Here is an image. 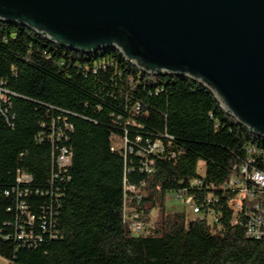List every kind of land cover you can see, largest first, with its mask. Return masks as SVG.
<instances>
[{
  "label": "trees",
  "instance_id": "trees-1",
  "mask_svg": "<svg viewBox=\"0 0 264 264\" xmlns=\"http://www.w3.org/2000/svg\"><path fill=\"white\" fill-rule=\"evenodd\" d=\"M155 142L162 150L149 153ZM56 147L71 153L58 174ZM246 159L264 172V139L200 84L150 77L116 50L84 54L0 22L6 264H264V238L246 237L244 213L228 204L236 191L227 183ZM18 172L30 183L17 184ZM17 186L28 191L18 200ZM177 192L199 207L195 218L166 211V197ZM133 213L150 226L147 234L130 231L124 216ZM20 226L31 239H18Z\"/></svg>",
  "mask_w": 264,
  "mask_h": 264
},
{
  "label": "water",
  "instance_id": "water-1",
  "mask_svg": "<svg viewBox=\"0 0 264 264\" xmlns=\"http://www.w3.org/2000/svg\"><path fill=\"white\" fill-rule=\"evenodd\" d=\"M0 22L84 54L116 50L150 77L188 78L264 139V0H0Z\"/></svg>",
  "mask_w": 264,
  "mask_h": 264
},
{
  "label": "built area",
  "instance_id": "built-area-1",
  "mask_svg": "<svg viewBox=\"0 0 264 264\" xmlns=\"http://www.w3.org/2000/svg\"><path fill=\"white\" fill-rule=\"evenodd\" d=\"M134 113L137 114L138 109L134 110ZM165 138L171 140V138L167 136ZM135 141L140 143L141 137H136ZM160 149L162 150V144L160 142H155L150 146L149 153ZM55 150L56 152L52 153L51 162L53 168L57 170L58 174L65 171L70 165L71 153L65 147H56ZM130 152H132V150H130ZM252 153H255V151ZM252 162L251 159L243 161L238 168L237 176L227 183L229 188H233L236 191L235 196L229 200L228 204L234 214L244 213L246 217V237L258 240L264 238V172L256 170ZM57 174L54 177H57ZM16 182L17 184H28L30 183V178L18 172ZM128 189L134 191V188ZM12 193L15 194L16 199L18 200L22 194L27 195L28 191L24 190L23 192H20L17 186L13 189ZM6 195H8L7 192ZM168 197L170 199L181 201L184 205L191 208L194 216L200 213L199 207L194 200L191 197L186 196L183 192L173 193L168 195ZM17 207L18 210L26 216L28 225L33 226L34 217L28 213L25 204L19 202ZM124 217L130 222L129 228L133 234L138 236L147 234L150 226L138 220V215L135 213L130 216L125 214ZM42 229H44V227H42ZM18 230V239L32 238V232H30V234H25L21 226Z\"/></svg>",
  "mask_w": 264,
  "mask_h": 264
},
{
  "label": "rangeland",
  "instance_id": "rangeland-1",
  "mask_svg": "<svg viewBox=\"0 0 264 264\" xmlns=\"http://www.w3.org/2000/svg\"><path fill=\"white\" fill-rule=\"evenodd\" d=\"M199 172L201 174L204 173V166L202 163L199 164ZM165 209L167 212H170V213H185L186 216H188L189 218H195V216L192 213L191 208L184 205L181 201L170 199L168 196L166 197V200H165ZM154 216H155V212L153 211L151 218L153 219ZM1 262H4V263H1ZM0 264H6V263L5 261L0 259Z\"/></svg>",
  "mask_w": 264,
  "mask_h": 264
},
{
  "label": "crops",
  "instance_id": "crops-1",
  "mask_svg": "<svg viewBox=\"0 0 264 264\" xmlns=\"http://www.w3.org/2000/svg\"><path fill=\"white\" fill-rule=\"evenodd\" d=\"M1 263H4V262H1ZM6 263V262H5Z\"/></svg>",
  "mask_w": 264,
  "mask_h": 264
}]
</instances>
